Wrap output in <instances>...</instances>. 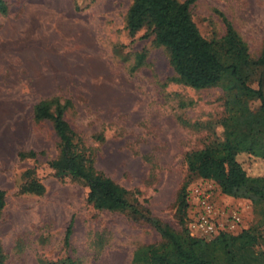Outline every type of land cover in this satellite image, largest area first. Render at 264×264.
Wrapping results in <instances>:
<instances>
[{"label":"rangeland","instance_id":"obj_1","mask_svg":"<svg viewBox=\"0 0 264 264\" xmlns=\"http://www.w3.org/2000/svg\"><path fill=\"white\" fill-rule=\"evenodd\" d=\"M3 1L8 12L0 15L2 264L66 257L81 264H130L136 247L159 244L156 223L182 228L178 193L198 183L212 187L217 204L244 209L242 229L258 237L252 254L264 264V201L243 192L222 194L214 182L186 168L188 152L222 139V90L171 83L168 58L153 46L150 33L128 35L129 0ZM189 12L206 41L221 37L223 19L228 21L249 56L258 59L264 0H197ZM138 54L144 60L132 71ZM248 86L264 94V73L255 69ZM50 97L69 102L64 119L78 147L128 192L130 206L124 211L94 209L86 201L84 181L49 167L58 154L57 139L50 122H36L32 112ZM248 107L258 110L259 102L251 100ZM28 151L35 155L19 158ZM238 158L249 173L264 176V162L245 154ZM25 171L42 184V194L19 193Z\"/></svg>","mask_w":264,"mask_h":264},{"label":"trees","instance_id":"obj_2","mask_svg":"<svg viewBox=\"0 0 264 264\" xmlns=\"http://www.w3.org/2000/svg\"><path fill=\"white\" fill-rule=\"evenodd\" d=\"M125 15V29L130 37L141 30L152 36V44L165 52L172 70L171 83L194 91H212L220 88L225 94V113L219 123L222 139L186 154V168L201 179L214 182L222 194L237 196L243 192L257 202L264 201V176L251 174L238 155L245 154L264 162V94L248 86V79L255 69L264 73V45L258 59L249 56L246 44L223 19L224 33L215 40L206 41L191 20L190 8L197 0H129ZM0 0V15L8 9ZM132 71L140 68L142 54L135 55ZM256 100L259 109L253 111L248 102ZM68 101L46 98L33 107L36 122L49 121L57 139L58 154L48 162L49 167L62 177L84 181L87 187L86 201L94 209L110 213L122 212L129 203L125 188L114 183L93 166L85 151L75 141V133L64 119ZM35 153L20 152V159L33 157ZM43 186L25 171L18 187L19 193L40 195ZM184 186L178 193L177 210L182 228L155 224L159 236L157 245L136 247L130 264H260L252 254L258 237L242 229L236 234H219L211 241L191 237L185 227L187 201ZM5 205L4 192L0 190V211ZM71 223L64 231L63 246L68 245ZM216 252H218L216 254ZM5 255L0 246V264ZM38 264H81L66 257L50 262L38 260Z\"/></svg>","mask_w":264,"mask_h":264},{"label":"built area","instance_id":"obj_3","mask_svg":"<svg viewBox=\"0 0 264 264\" xmlns=\"http://www.w3.org/2000/svg\"><path fill=\"white\" fill-rule=\"evenodd\" d=\"M185 227L191 237L211 241L219 234H236L243 228L244 209L220 205L211 186L198 183L186 192Z\"/></svg>","mask_w":264,"mask_h":264}]
</instances>
